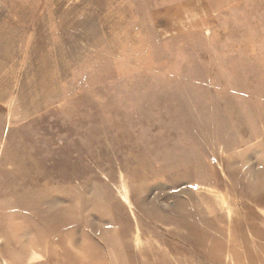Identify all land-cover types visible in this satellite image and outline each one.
<instances>
[{"label":"rangeland","instance_id":"374dc122","mask_svg":"<svg viewBox=\"0 0 264 264\" xmlns=\"http://www.w3.org/2000/svg\"><path fill=\"white\" fill-rule=\"evenodd\" d=\"M0 264H264V0H0Z\"/></svg>","mask_w":264,"mask_h":264}]
</instances>
